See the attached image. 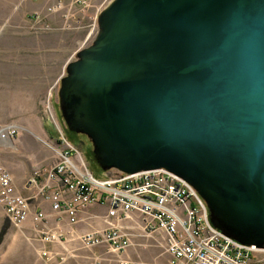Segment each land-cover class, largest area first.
Masks as SVG:
<instances>
[{"label":"water","instance_id":"1","mask_svg":"<svg viewBox=\"0 0 264 264\" xmlns=\"http://www.w3.org/2000/svg\"><path fill=\"white\" fill-rule=\"evenodd\" d=\"M97 20L60 88L71 126L91 118L119 166L138 151L125 172L162 167L219 203L249 200L262 234L211 221L264 246V0H112Z\"/></svg>","mask_w":264,"mask_h":264},{"label":"rangeland","instance_id":"2","mask_svg":"<svg viewBox=\"0 0 264 264\" xmlns=\"http://www.w3.org/2000/svg\"><path fill=\"white\" fill-rule=\"evenodd\" d=\"M102 1L105 4L100 10L111 0H88L82 13L73 4L68 8V2L64 0L65 3H61L59 9L47 14L44 12L52 4V0H0V129L14 124L17 130L14 137L0 140V164L11 172L17 189L23 187L26 177L34 169L45 171L56 163L55 153L45 142L53 146L69 142L75 147L87 169L101 178H116L130 173L121 167L126 163L128 167H135L140 162L134 160L138 153L134 149L129 152L124 149L117 157L114 156L122 166L115 164L109 157L106 158L104 147L107 146V135L97 137V145L88 131L95 128L91 118H87L82 124L71 126L69 119L73 112L68 114L66 108L73 106L76 97L64 99L60 96L62 80L68 76L67 68L70 63L80 59V51L89 46L97 35L98 22L93 29L90 16ZM36 11L42 12L44 23L50 25L49 31H45L47 27L44 26L41 28L45 30H40L37 21L32 20ZM65 22L68 23L67 27L63 26ZM78 117L83 116L79 114ZM110 153H114V150ZM24 190L26 195L30 193L29 189ZM195 190L206 204L210 221L212 218L224 230L238 233L244 239L247 237L238 232L239 228L247 236L262 234L261 219L249 200L234 205L226 198L219 203L209 193L205 194L201 189L200 192L196 187ZM100 206H90L91 211L90 207L85 209L90 211L89 214L86 211V215L99 217L101 223L98 228L91 221L95 218L93 216L84 217L82 223L76 224L74 229L82 224L89 230L105 228L108 224L105 217L107 209H101ZM142 223L141 216L137 213H132L131 219L123 222L125 227L130 228L127 230L132 233V243L121 252V256L128 253L131 260L134 258L139 261L136 264H172L166 251L165 235L156 232L152 236H146L141 228ZM35 225L31 220L18 225L12 223L0 204V264H84L92 261L94 254L100 250L97 246L93 249L84 247L78 238L81 232L77 229L76 232L67 234L61 242L44 243L39 232L34 229ZM43 247L50 248L53 254L41 255ZM102 247L101 245L103 250ZM260 250L253 254L263 257L264 252Z\"/></svg>","mask_w":264,"mask_h":264},{"label":"built area","instance_id":"3","mask_svg":"<svg viewBox=\"0 0 264 264\" xmlns=\"http://www.w3.org/2000/svg\"><path fill=\"white\" fill-rule=\"evenodd\" d=\"M86 1L66 0V3L68 8L73 4L84 13ZM51 3L44 13L56 11L65 2L52 0ZM42 16L39 12L32 20L37 21L40 30H45L41 28L44 26L49 31L50 25L44 23ZM97 16V12L90 16L93 29ZM67 25L65 22L63 26ZM16 131L14 124L1 128L0 140L14 137ZM45 144L55 153L56 163L45 171L36 168L26 177L22 188L29 189L28 195L17 189L11 172L0 164V204L5 214L16 225L31 220L42 242H61L67 234L75 232L74 226L82 223L84 217L95 216L86 215L85 209L105 205L108 221L105 228L86 230L78 236L84 247L103 246L92 261L84 264H136L120 256L132 243V233L127 230L130 228L123 225L132 213L141 216V228L146 236L156 232L165 235L172 264H264V254L263 257L253 254L260 249L264 252V247L239 242L214 226L195 188L172 171L161 167L101 178L87 169L69 142ZM40 253L53 254L45 247Z\"/></svg>","mask_w":264,"mask_h":264},{"label":"crops","instance_id":"4","mask_svg":"<svg viewBox=\"0 0 264 264\" xmlns=\"http://www.w3.org/2000/svg\"><path fill=\"white\" fill-rule=\"evenodd\" d=\"M111 1H112V0H111ZM111 1H110V2H111ZM95 2H96V1H95ZM110 2H109V3H110ZM109 3H108V4H109ZM104 4H105V3H103V1H102L101 3H99V4L97 5L96 10H94L93 13L97 12V14H98L99 10L101 9V7H102ZM104 8H105V7H104ZM101 11H102V10H100V12H101ZM85 17H87V18L89 19L88 16H85ZM84 19H86V18H84ZM97 22H98V21H97ZM19 189H20V191H21L23 194H27V192H26L22 187H19ZM100 208H101V209H102V208L104 209V208H105V205H101ZM46 209L49 211L48 208H46ZM89 210L91 211L92 208L90 207ZM90 211H87V213L89 214ZM95 220H96V221H95ZM102 220H103V219H102ZM91 221L93 222L95 228H98L97 226L100 225V223H101V220L99 219L98 216H95V218H92ZM76 229H77L78 232H83V231L89 230V229H85V228L83 227V224L77 226ZM76 229H75V232H76ZM160 233H161V232H160ZM160 233H159V234H160ZM97 247H98V249H100L99 251L102 250V249H101V246H97ZM102 248H103V247H102ZM111 256H112V255H111ZM120 256H121V255H120ZM126 256H127V257H126ZM126 256H124V257L131 259V258H130L131 256H129L128 253L126 254ZM132 257H133V256H132ZM132 260H133L134 262H136V263L139 262L138 260H135L134 258H132ZM138 264H140V263H138Z\"/></svg>","mask_w":264,"mask_h":264},{"label":"bare ground","instance_id":"5","mask_svg":"<svg viewBox=\"0 0 264 264\" xmlns=\"http://www.w3.org/2000/svg\"><path fill=\"white\" fill-rule=\"evenodd\" d=\"M39 12H40V11H39ZM39 12H37V11H36V13H35V14H37V15H38V14H39ZM41 13H42V12H41Z\"/></svg>","mask_w":264,"mask_h":264}]
</instances>
